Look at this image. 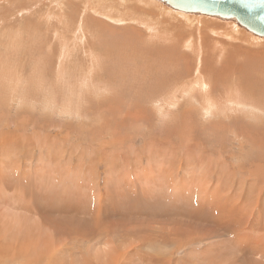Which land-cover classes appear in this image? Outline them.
I'll use <instances>...</instances> for the list:
<instances>
[{
  "label": "rangeland",
  "instance_id": "1",
  "mask_svg": "<svg viewBox=\"0 0 264 264\" xmlns=\"http://www.w3.org/2000/svg\"><path fill=\"white\" fill-rule=\"evenodd\" d=\"M179 11L0 0V264H264V37Z\"/></svg>",
  "mask_w": 264,
  "mask_h": 264
},
{
  "label": "water",
  "instance_id": "2",
  "mask_svg": "<svg viewBox=\"0 0 264 264\" xmlns=\"http://www.w3.org/2000/svg\"><path fill=\"white\" fill-rule=\"evenodd\" d=\"M185 12L235 18L242 26L264 36V0H165Z\"/></svg>",
  "mask_w": 264,
  "mask_h": 264
},
{
  "label": "bare ground",
  "instance_id": "3",
  "mask_svg": "<svg viewBox=\"0 0 264 264\" xmlns=\"http://www.w3.org/2000/svg\"><path fill=\"white\" fill-rule=\"evenodd\" d=\"M160 1H162V2H164V3H166L167 5H168V7L170 6L165 0H160ZM115 2V1H114ZM155 2V1H154ZM95 3V2H94ZM97 3V2H96ZM118 4V3H117ZM96 7V6H95ZM99 8L101 9V7L99 6ZM173 8V7H172ZM93 9V8H92ZM100 9H98V8H94L93 9V11L94 12H96V13H99V12H101L102 10H100ZM106 13H108V11L107 10H109V8L107 9V10H105L104 8H102ZM111 9V8H110ZM168 9V8H167ZM175 9V8H174ZM176 11V10H175ZM177 11H179L178 9H177ZM111 12V11H110ZM109 12V13H110ZM112 12H114V11H112ZM111 12V13H112ZM179 12H181V13H179V14H182V13H185V14H190V13H188V12H185V11H182V10H180ZM108 13V15H111V14H109ZM115 13V12H114ZM178 13V12H177ZM193 13H200V12H198V11H195V12H193ZM178 14V15H179ZM200 14H203V13H200ZM200 14H198V16L200 15ZM94 15V14H93ZM106 15V14H105ZM114 15V14H113ZM113 15H111V16H113ZM206 15H208V14H206ZM120 17H122L123 19L121 20V22H127V19L130 21L131 19H134V21H130V22H134V23H136V24H141V25H143L147 30H149V31H155L152 27H150V26H148V23L147 24H145L143 21H145V22H147V20H144V19H142L140 16H139V18H136L135 16L133 17V16H130V17H125V16H121V15H119ZM182 16V15H181ZM211 16H217V17H220V18H225V17H221V16H218V15H211ZM106 17V16H105ZM109 17V16H108ZM108 17H106V18H108ZM183 17V16H182ZM209 17V16H208ZM151 18V17H150ZM185 18L187 19V20H189L190 18L189 17H187V15L185 16ZM138 19V20H137ZM225 19H234L235 21H237L235 18H225ZM105 20V19H104ZM186 20V21H187ZM103 21V20H102ZM190 22V21H189ZM238 22V21H237ZM193 23V22H192ZM239 23V22H238ZM240 24V23H239ZM105 26V25H104ZM237 28V27H236ZM236 32V31H235ZM251 32V31H250ZM252 34H255L254 32H252ZM151 35V34H150ZM255 35H257V34H255ZM257 36H260V35H257ZM261 37H264V36H261ZM203 81V80H202ZM204 88V87H203ZM235 97V96H234ZM237 97V96H236ZM237 98H239V97H237ZM187 168V167H186ZM157 202V201H156ZM12 218V217H11ZM211 219V218H210ZM238 219V218H237ZM35 223V222H34ZM37 223V222H36ZM38 225V224H37ZM223 225V224H222ZM236 225H238L237 223H236ZM24 226V225H23ZM27 227V226H26ZM224 227V226H223ZM36 228V227H35ZM206 230V229H205ZM204 230V231H205ZM40 231V230H39ZM100 231V230H99ZM107 231V230H106ZM138 231V230H137ZM208 231V230H207ZM108 232V231H107ZM221 232H222V230H221ZM231 232V231H230ZM37 233H38V231H37ZM79 233H81V232H79ZM101 233V232H100ZM114 233V232H113ZM209 233H211V231L209 232H207L206 234H208L209 235ZM23 234V233H22ZM83 234V233H82ZM89 234V233H88ZM111 235H112V233H111ZM196 235V234H195ZM85 236V235H84ZM84 236H82V237H84ZM210 236V235H209ZM46 237V236H45ZM81 237V238H82ZM109 237V236H108ZM195 237V236H194ZM28 238V237H27ZM75 238V237H74ZM96 238V237H95ZM66 239V238H65ZM86 239V238H85ZM91 239V238H90ZM60 240V239H59ZM26 242H29V241H26ZM36 241H34V243H35ZM57 242V241H56ZM66 242V241H65ZM141 242V241H140ZM234 243V242H233ZM19 244H21V243H19ZM59 244V243H58ZM142 245H143V242H141L140 244H139V246H141L142 247ZM59 246H60V244H59ZM218 246V245H217ZM7 247H8V245H7ZM15 247H17L16 245H15ZM28 247V246H27ZM42 246H40V248H41ZM131 247H133V246H131ZM19 248V247H18ZM20 248H22V245H21V247ZM35 248V247H34ZM138 249H140V247H137ZM57 249V248H56ZM58 249H59V247H58ZM217 249V248H216ZM21 250H26V249H21ZM39 250V249H38ZM37 250V251H38ZM54 250V249H53ZM60 250V249H59ZM35 251V250H34ZM58 251V250H57ZM57 251H55V252H57ZM105 251V250H104ZM111 251V250H110ZM125 251H127L126 249L121 253L120 252V254L117 256L116 255V258H114V261L112 262V263H114V264H116V262H117V264L120 262V259H121V256L123 255V254H126L127 252H125ZM204 251H207V250H204ZM12 252V251H11ZM16 252V251H15ZM25 252V251H24ZM40 252V251H39ZM38 252V253H39ZM53 252V251H52ZM64 252V251H63ZM109 252V251H108ZM229 252V251H228ZM25 253H27V251L25 252ZM30 253V252H29ZM37 253V254H38ZM58 253H60V252H58ZM106 254H107V251L105 252ZM202 253V252H201ZM44 254H45V252H44ZM12 255V254H11ZM21 255H23V254H21ZM30 255V254H29ZM108 255H110V253H108L107 254V256ZM215 255V254H214ZM5 256H6V254H5ZM37 256V255H36ZM8 257H9V255H8ZM11 257V256H10ZM27 257H28V253H27ZM26 257V258H27ZM124 257V256H123ZM14 258V257H13ZM25 258V259H26ZM30 258H32V257H30ZM48 258V257H47ZM46 258V260H48L49 262H51L50 260L51 259H47ZM21 260H22V258H20ZM24 259V260H25ZM33 259V261H28V258L26 259L27 261L25 262L24 260V263L23 264H40V262L38 261V260H41V259H34V257L32 258ZM205 259V258H204ZM5 260H6V258H5ZM18 262V261H17ZM46 262V261H45ZM93 262V261H92ZM109 262V261H108ZM200 262V261H199ZM20 263H22V261H20ZM110 264H112L111 263V261L109 262ZM17 264H19V263H17ZM42 264V263H41ZM47 264V263H46ZM53 264H54V262H53ZM86 264H88V262H86ZM91 264H93V263H91ZM97 264V263H96ZM210 264V263H209Z\"/></svg>",
  "mask_w": 264,
  "mask_h": 264
}]
</instances>
